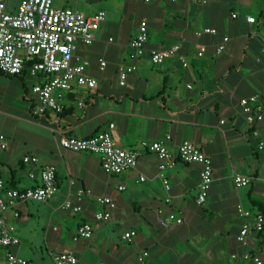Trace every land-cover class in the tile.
Returning <instances> with one entry per match:
<instances>
[{"label":"crops","instance_id":"obj_1","mask_svg":"<svg viewBox=\"0 0 264 264\" xmlns=\"http://www.w3.org/2000/svg\"><path fill=\"white\" fill-rule=\"evenodd\" d=\"M56 5L86 17L105 13L93 43H77L73 52V62H88L85 74L94 77L97 86L92 91L74 84L63 94L61 112L36 115L31 89L42 78L0 74V134L7 143L0 150L1 179L5 187L27 189L39 182L30 173L36 176L41 166L52 165L57 188L45 202L20 204L2 213L19 244L1 248L0 262L7 253L37 264H53L50 253H72L77 264H254L245 255L264 261V230H251L239 242L242 225L252 227L253 220L236 211L240 204L252 215H264V147L257 146L264 142V99L258 138L248 136L239 112L240 99L264 92V0H58ZM247 16L254 23H247ZM143 18L148 42L144 55L136 56L129 41ZM204 28L217 33L197 35ZM223 36L229 41L217 55L215 47ZM173 44L180 45L187 67L176 58L158 66L150 62L151 49ZM99 59L106 62L102 72ZM123 64L135 70L119 86ZM110 123L114 144L124 151H135L142 141H160L172 154L184 140L199 146L213 167L205 203H196L198 164L177 162L166 169L170 190L165 192L158 177L160 161L153 153L141 152L135 169L108 176L98 156L58 145L59 137L87 138L107 130ZM27 155L38 163H23ZM236 174L249 177V184L235 187ZM79 189L91 193L78 199ZM98 196L115 203L106 222L94 219L102 210ZM66 199L81 210L62 209ZM170 212L182 222L163 229L159 219ZM83 223L91 225L92 236L74 241ZM129 230L136 236L123 242L121 235Z\"/></svg>","mask_w":264,"mask_h":264},{"label":"built area","instance_id":"obj_2","mask_svg":"<svg viewBox=\"0 0 264 264\" xmlns=\"http://www.w3.org/2000/svg\"><path fill=\"white\" fill-rule=\"evenodd\" d=\"M55 0H19L14 12L7 9V0H0V74L8 76H18L27 69L33 78L41 77L42 81L32 86V93L36 96V108L34 113L42 115L46 110L61 112V100L63 94L70 91L74 84L85 87L88 90H95L97 80L85 74L88 62L81 60L73 62V52L76 44L91 45L95 40V32L100 23L105 19V13L100 11L97 14L86 17L75 9L59 7L55 5ZM140 4H148L151 0H135ZM205 2L206 0H200ZM232 18L236 15L232 14ZM247 23H254V18L247 16ZM214 28H204L197 32V35H215ZM227 36H223L215 47V54H221L226 43ZM148 42V23L145 18L141 19L135 35L129 41V47L136 56L144 55ZM264 52V50H263ZM202 56V53H198ZM169 58H176L183 68L187 67L186 57L180 54V45L173 44L164 49H151L149 51L150 62L161 65ZM99 70L102 72L106 67L103 59L98 60ZM135 70V66L123 64L118 71V84L124 86L129 74ZM190 87V86H188ZM264 92L240 99L239 112L244 116L247 125L248 136L258 138L259 132L256 125L263 119ZM221 124L224 120L220 121ZM114 124L110 123L107 130L96 133L87 138L59 137L58 145L64 150L71 152H82L98 156L100 167L104 174L116 176L136 168L141 152L146 151L157 156L160 163L158 165V177L160 178L164 191L170 190V185L164 171L173 168L177 162L185 164H198L200 166V177L196 203H205L212 184L213 167L210 158L205 155L199 146L193 142L184 140L178 145L176 154H172L160 141L140 142L135 151H124L115 146L112 132ZM169 140L170 136H166ZM258 149L264 147V142L257 143ZM7 147L5 137L0 134V150ZM25 164H37L35 156L27 155L22 158ZM55 167L52 165L41 166L39 174L30 173L31 179L38 178V184L27 189H16L5 187L0 176V249L17 246L19 239L16 237L12 227L5 224L2 213L10 208L28 202H45L51 199L57 191ZM143 181L144 177L140 176ZM249 177L234 175L233 183L235 187L247 186ZM119 186L118 190H123ZM90 190H77L76 197L80 199L83 195H89ZM171 200L165 199L166 203ZM96 203L102 210L94 214V219L99 222H106L111 217V210L115 208V203L108 196H98ZM64 210L79 212L81 207L73 205L69 199L61 204ZM238 215L244 219L252 218V227L244 223L239 231L237 240L243 243L251 230L262 232L264 230V215L257 213L252 215L245 210L242 205L236 206ZM181 218L173 212L168 213L159 219L161 228L166 229L174 225H180ZM92 236V227L88 223L79 225L76 229L73 240H88ZM136 236L133 230L125 231L121 235L123 242L130 243ZM146 256V253L143 254ZM251 258L254 264H264L258 256H244ZM53 264H77V258L72 253H50ZM142 259V258H140ZM0 264H37L23 259L16 254L7 253Z\"/></svg>","mask_w":264,"mask_h":264},{"label":"rangeland","instance_id":"obj_3","mask_svg":"<svg viewBox=\"0 0 264 264\" xmlns=\"http://www.w3.org/2000/svg\"><path fill=\"white\" fill-rule=\"evenodd\" d=\"M18 1L19 0H7V9L9 12L13 11L12 9L17 5ZM57 2L58 0H55V5L57 4Z\"/></svg>","mask_w":264,"mask_h":264},{"label":"trees","instance_id":"obj_4","mask_svg":"<svg viewBox=\"0 0 264 264\" xmlns=\"http://www.w3.org/2000/svg\"><path fill=\"white\" fill-rule=\"evenodd\" d=\"M22 74H25V75L27 74L28 75L27 69H25ZM18 76H20V75H18ZM18 76H16V77H18Z\"/></svg>","mask_w":264,"mask_h":264}]
</instances>
